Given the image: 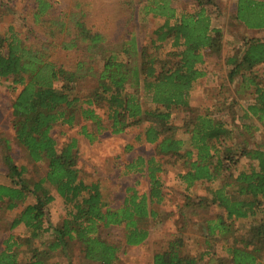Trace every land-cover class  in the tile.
<instances>
[{"label": "trees", "instance_id": "obj_1", "mask_svg": "<svg viewBox=\"0 0 264 264\" xmlns=\"http://www.w3.org/2000/svg\"><path fill=\"white\" fill-rule=\"evenodd\" d=\"M33 1V25L46 29V40L28 48L9 27L0 36V80L15 93L11 126L23 160L32 167L45 164L46 169L37 177L35 170L18 165L9 142L4 141L3 164L9 185H0V211L24 204L9 230L23 225L29 238L10 237L4 242L0 264H51L50 253L69 250L71 242L79 244L89 264H117L119 246L103 239L100 230L123 227L126 247H138L148 240L151 224L159 219L153 207L165 200L162 161L137 158L128 164L126 175L147 177L148 193L138 195L128 188L121 205L111 207L101 184L88 183L80 175L77 141L58 149L51 136L54 128L73 127L80 121L90 122L97 136L144 127L135 138L137 143L155 145L157 158L182 163L176 178L184 186V202L177 207L183 224L176 235L156 244L152 264H264V143L254 141L258 127L234 120L238 107L241 120H256L264 128V40H245L243 50L225 60L229 69L226 83L241 79L235 96L228 97L222 85L215 90L224 102L197 110L190 104V93L205 77L202 66L207 51L220 55L223 47V34L212 28L200 0H194L193 12L171 8L166 0H153L146 13L165 19L153 33L156 39L142 47L132 39L117 50H110L103 34L81 22L74 25L69 42L58 44L57 36L68 34L66 25L53 20L48 0ZM235 19L249 30L263 28L264 0H238ZM58 48L81 51L86 60L68 70L56 66L52 57ZM88 79L94 88L81 95L79 86ZM246 94L251 101L243 108L237 100ZM222 106L232 123L216 118L214 112ZM176 113L186 114L181 127L173 124ZM85 129L82 127L81 134L92 142L94 136ZM178 132L182 135L177 136ZM207 183L211 186L206 195L194 191ZM51 190L60 197L64 211L57 229L50 223ZM209 207L220 213L205 221V245L198 253L187 251L184 232L191 221L186 218ZM237 222L245 224L236 228ZM47 232H55V241L42 251L33 250L26 262H20L16 251L21 246L32 248L33 241ZM217 243L223 246L221 252L213 251Z\"/></svg>", "mask_w": 264, "mask_h": 264}, {"label": "rangeland", "instance_id": "obj_2", "mask_svg": "<svg viewBox=\"0 0 264 264\" xmlns=\"http://www.w3.org/2000/svg\"><path fill=\"white\" fill-rule=\"evenodd\" d=\"M52 6L50 14L53 20H61L68 29L67 36L58 35L56 41L58 44L69 42L74 35V25L77 22L83 23L92 31L100 32L106 38L110 50L119 49L122 43L134 40L138 46H146L150 41L156 38L153 33L161 27L165 19L146 13L145 8L151 4L153 0H48ZM171 8L178 11L185 10L193 12L196 9L194 0H166ZM205 6L207 14L211 18V26L220 30L223 34L222 50L220 55H213L207 51V72H214L216 78L202 81L198 85V91L193 93L192 102L194 109L213 108L218 102H224L219 96L218 88L225 86L226 95L228 97L235 96L238 91L241 79L237 77L235 82L227 84V75L229 69L225 65L227 57L232 56L235 51L243 50V42L248 39H263L264 32L254 33L248 31L243 25L238 23L233 15L235 10L234 0H200ZM159 2V1H157ZM34 1L33 0H0V36H4L9 27H12L20 39L24 40L28 48L38 45L46 40L44 34L46 29L42 26L33 25L32 16ZM47 23V19H44ZM58 47V46H57ZM52 63L56 66H63L66 70L73 68L77 61L86 60L81 51H63L54 49ZM99 68V65H98ZM262 67L257 68L259 70ZM204 69V68H203ZM79 86L81 95L93 90L94 83L91 79L86 80ZM216 89V90H215ZM15 93L9 89V84L0 80V182L7 183L9 180L4 176L7 169L3 164L4 141H8L11 147L12 156L18 165H27L28 170H35L38 176H43L46 165L41 167H32L24 161L23 153L18 146L15 135L12 130L11 121V104ZM226 97V99L228 98ZM243 108H246L251 101L248 94L239 96ZM227 106V105H226ZM226 107H221V111L214 112L216 118H223L224 122L232 123V117L228 116ZM235 119H239L241 124L253 125L259 128L255 133L256 142L264 143V128L256 120H241V110L235 108ZM101 113V112H100ZM186 114L176 113L173 116V124L181 127ZM230 117V118H229ZM237 122V124L240 125ZM105 126V125H104ZM85 127L86 132L94 136V140L89 142L82 134L81 129ZM144 130L141 128H132L121 135H111L105 131L100 136L95 135L93 125L90 122L80 121L73 127H56L52 130L51 136L57 143V148L61 149L71 140L77 141L78 161L77 168L80 175L88 182L101 184L103 193L107 196L111 207H119L126 196L127 189L136 190L138 195L148 193L149 182L145 175L141 174H125V167L137 158L149 160L155 157L162 161L164 173L160 176L163 183V192L165 200L161 206H154L153 209L159 212L157 223L151 224L148 240L138 247H126L124 244L123 227H114L108 230H100L103 239L112 244L119 246V261L117 264H152V252L156 248V244L160 241L170 238L173 234H177L182 219L177 212V207L184 202V186L177 180L176 175L182 169V163L178 159L166 158L160 159L155 155V145L146 143H137L136 136ZM182 133L178 132L177 136ZM183 137V136H182ZM41 168V170H38ZM41 171V172H40ZM36 174V173H35ZM35 176H33L34 178ZM9 183V182H8ZM211 184H204L194 191L198 194L206 195ZM220 212L209 207L207 210H200L198 215L187 216L190 224L186 226L187 251L198 253L202 246L205 245V237L207 235L206 220L215 219ZM63 214V213H61ZM187 223V222H186ZM61 224V222H60ZM243 222H237L236 228H241ZM218 236V235H216ZM229 238V234H225ZM207 239V238H206ZM222 244L217 243L213 251L221 252ZM239 247V246H238ZM1 248V244H0ZM68 251V250H67ZM198 251V252H197ZM68 259L63 258L62 262L67 259L68 264H89L81 254L78 243H72L69 247ZM221 256H225L223 253ZM69 260V261H68Z\"/></svg>", "mask_w": 264, "mask_h": 264}, {"label": "crops", "instance_id": "obj_3", "mask_svg": "<svg viewBox=\"0 0 264 264\" xmlns=\"http://www.w3.org/2000/svg\"><path fill=\"white\" fill-rule=\"evenodd\" d=\"M248 1H250L252 3H258L261 0H248ZM234 3H235V5H234L235 10H234L233 15L235 17V14L237 12L238 0H234ZM247 30L250 32H254V33L264 32V24H263V28L255 29V30H249V29H247ZM205 62L206 63L202 66L204 68L202 70L205 73V77L196 83L194 89L190 93V104L192 105V107L194 104L192 102V96L194 95L193 93L195 92V89H196V91H198V88H199L198 85L200 83H202V81H204V80H208L210 78H212V79L216 78V74L214 72H212L213 70L210 72H207L205 70L206 65H207V60ZM4 177L7 178L6 175ZM8 182L7 183L0 182V185L8 186L9 185ZM51 196L54 198V201L49 206L50 223L54 226V228L57 229V227L60 225L61 219L64 217V211H63V206L61 205L62 204L61 199L54 190H51ZM27 203L30 204V203H33V201H28ZM24 206H25L24 204H22V205L19 204L18 207L12 211H0V244H1L0 255L5 250L4 242H6L10 237H13L14 239H18V240L19 239L25 240V239L29 238V234L23 225H20L13 230H9V225H11V223L16 218H18V216L21 214L22 210L24 209ZM61 213H63V214H61ZM45 228H47V226H45ZM54 233L55 232H52V233L47 232L42 239L37 240V241H33L34 246L30 249H28L24 246H21L19 248V250L16 251L18 260L20 262H26L31 257L33 250L37 249V250L42 251L44 249L43 246L47 247L49 243H53L55 241V236L53 235ZM44 243H45V245H42ZM72 243H75V242H71L70 245ZM68 252H69V250L63 251V253L61 250H57L55 252L50 253V255H52V257L49 260V263H51V264H68L66 262L68 259V256H69ZM65 257L67 259L65 260V262H62L63 258H65Z\"/></svg>", "mask_w": 264, "mask_h": 264}]
</instances>
